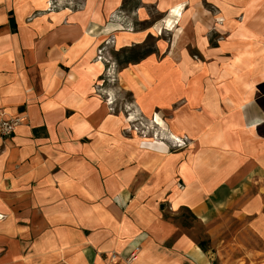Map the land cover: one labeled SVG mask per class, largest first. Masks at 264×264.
I'll use <instances>...</instances> for the list:
<instances>
[{"label": "crops", "instance_id": "1", "mask_svg": "<svg viewBox=\"0 0 264 264\" xmlns=\"http://www.w3.org/2000/svg\"><path fill=\"white\" fill-rule=\"evenodd\" d=\"M206 1L213 12L219 6L227 15L238 11L234 3L220 4L231 0ZM199 2L138 0L126 12L123 0H85L80 10L49 13L47 0H0V121L19 117L13 133L0 137V264H102L110 253L119 264H213L211 257L217 264H264V122H248L259 114L253 102L244 103L238 126L228 116L225 141L236 155L206 154L207 164L189 166L181 176L191 181L171 201L168 196L178 187L171 181L173 168L188 159L183 147L168 139L129 136L124 113L143 111L135 104L109 111L106 99L112 93L106 86L93 88L104 71L93 62L95 49L122 28L121 15L109 21L113 12H125L132 24L177 9L180 20L173 32L184 35L183 18L202 12ZM203 17L195 16L194 22ZM163 24L161 19L145 31L122 32L120 41L133 37L140 42ZM182 38L176 43L181 48L189 41ZM168 50L160 56L167 57ZM150 58L137 66L150 65L147 69L154 72ZM183 65L191 62L183 60ZM167 75L146 73L142 81H162ZM259 78L264 82V74ZM127 92L134 97L140 90ZM176 148L179 153L171 151ZM164 207L189 209L206 226L211 246L202 249L164 217ZM225 211L239 223L233 239L249 233L263 248H249L227 262L223 256L233 242L220 245L219 238L228 223L220 218ZM131 255L135 259L127 263Z\"/></svg>", "mask_w": 264, "mask_h": 264}, {"label": "rangeland", "instance_id": "2", "mask_svg": "<svg viewBox=\"0 0 264 264\" xmlns=\"http://www.w3.org/2000/svg\"><path fill=\"white\" fill-rule=\"evenodd\" d=\"M206 2L212 3L206 0H200L199 2L198 7L204 9L202 12L200 10L194 11L189 14V17L184 16V35L181 34V32L176 31H164L162 35H157L156 32H148L144 37L139 39L140 42L129 45H126L128 42L122 43L120 41V37H122L121 35L132 31H145L150 28L151 24H154L161 19L164 20L165 17H160L153 13L149 22L139 23L137 21H131V24L128 23L129 21L127 17H125L126 15H124L125 12H113L112 15L109 16V21H115L118 19L119 15H121L123 19L121 20L122 28L117 31L115 29V31L109 33L108 39L96 47L93 59V62H98L104 67V71L101 75L102 79L97 80L98 82L96 81L93 84V88L100 91L103 86H106L107 90L112 93L106 99V102L109 105V111L115 112L119 109L126 110L127 107H133L134 104L143 111H139L136 114V117L140 118V120L130 123L128 129H125V133L130 134L129 136H139L143 139L155 138V133L159 131L160 128L151 124L150 120L153 113H157L166 122V125L171 132L177 137H181L180 139L183 140L184 146H181L180 148L183 147V155L190 159L176 163L173 168L171 181L179 188L184 187L189 181H191L182 176L183 173L189 169L188 167L190 166L189 164L192 155L196 150L203 151L205 154H219L218 150L210 149L207 145L202 144V141L204 140L202 138L203 134L212 131V124H209V116L205 112L206 110L204 107L211 110L212 114L216 117L215 121L218 122L217 124L222 125L224 121L228 120V116H233L236 119L238 126L239 122L244 120V114L242 113L244 103L251 100L253 102V107L255 108L254 111L259 114L250 121L248 120V122H256L259 119L264 122V82H261L259 78V75L261 76V74H264V51H262V49H264V27H260V17L258 16L259 10H261L260 7L264 6V4L261 5L260 0H241V2L239 0H231L229 2L221 1L220 4L223 6L233 3L237 6L238 11L235 14L227 15L222 11L220 6L217 11H211L212 9L208 7ZM123 3L126 9L125 11L132 12L135 5L138 3V0H125ZM84 4L85 0H47V12H58L60 10L77 11L85 7ZM249 5H251V10L249 9ZM249 14H252V16L250 17ZM201 15L205 16L199 18L201 22H194L195 16L200 17ZM192 22L193 24L197 23V25H194V27L188 26L189 23L191 24ZM196 29H198L197 32L200 31V34L206 39V45L203 46L204 50H206L205 54L204 50L198 44V46L195 47L193 39H190L191 36L193 38ZM122 32L125 33L123 34ZM231 34L237 39L232 40L230 45L226 44L224 47L221 46L220 43L222 44L226 42V39ZM141 35L142 34H140V36ZM182 36H184L186 40H189L188 44H183V48L176 45L179 38ZM161 39L172 44L171 48L165 54L167 57L160 56V51L158 53L156 48L158 41ZM181 41L183 42V38ZM193 49L195 52L201 53L204 56L198 58L195 53H192ZM215 52L217 54L224 53V60H221L220 54H214ZM148 57H151L149 61L154 65V72L147 69L150 65H147L146 67L137 66L141 60ZM163 58L165 61H163ZM239 58H243V60H239ZM183 60H189L191 65H183ZM207 60L218 61V64H215L216 67H220L221 71L227 66L232 72L235 80L230 84L233 87H236L237 90H235V93L232 92V94H234L232 95L226 90L224 85H215L213 89H207L204 87L202 90L207 91L210 97H215V99H213L215 101H210L205 97L204 100L201 101L199 108H192L190 111L186 112V123L181 126V117L179 114L184 111L186 103H183V92L175 90L173 92V97L171 98L164 95L165 93L163 94L162 91H168V89L172 90L171 83L173 81L183 83L185 77H191L190 72H200L202 66L207 64ZM231 60H235L233 67L230 65ZM128 62L131 63L132 66L129 69L124 70L129 66ZM168 62H172L176 66L172 64V67H168ZM180 62L181 66L179 65ZM163 72L168 75L167 78L162 81L143 83V81H145L143 78L144 74H158ZM254 73V78L250 81L249 85L245 86L247 93L240 92L238 90L240 86L239 83H237V76L254 75ZM137 76H140L141 78H138ZM134 79L136 81L131 82ZM182 85L183 84H181V88H183ZM135 89H139L140 92L137 93L134 98V94L127 91ZM157 94L161 95V98H156L155 96ZM245 96L247 97V100L243 99ZM217 97H219V100ZM230 97L231 100L229 99ZM233 100H235V102ZM168 102L174 109V113L171 115H166L162 109L155 107L158 103L167 104ZM219 104H221L223 110L221 113L218 110ZM134 110L135 109H133V111ZM129 114V111L127 113L125 112V118L130 117ZM191 146H193V148H190ZM178 149L179 148H176L171 151L173 153H179L180 150ZM184 162L187 163V165H185V171L178 175L177 167ZM176 179L179 180L177 181ZM231 212L232 211H225V214L220 217L222 221L228 222L225 224L224 230L219 234V238H222L220 245L229 244L230 241L233 242L232 247L225 253L226 256H223L227 262L237 260L240 258L239 256H243L244 252L249 248H263L260 241L254 235L249 233L241 236L238 240L232 238L235 229L239 228V223L236 222V219L230 216ZM163 214L165 218H169L176 223L183 232H186L195 241L201 243L202 249L207 250L209 246H211L210 241L205 234L206 226L199 222L189 209L181 207L170 211L165 208ZM214 251L215 250H212V252ZM210 259L213 264H217V257H211Z\"/></svg>", "mask_w": 264, "mask_h": 264}, {"label": "bare ground", "instance_id": "3", "mask_svg": "<svg viewBox=\"0 0 264 264\" xmlns=\"http://www.w3.org/2000/svg\"><path fill=\"white\" fill-rule=\"evenodd\" d=\"M140 13H142L140 11ZM140 17H143L142 14H140ZM180 20V13L177 9H173L171 10L170 14L168 16L165 17L164 19V24L163 27L160 28V26L157 27V31L156 34L157 35H162L164 31H173L174 30V24L177 23ZM260 25V23H259ZM217 26V24H216ZM249 27V25H248ZM237 38H235V36L233 34H231L230 36H228V38L226 39V42L224 43H220L221 46H225L226 44L230 45L232 43V40H236ZM128 44H132V43H136L139 42L138 40H136V38L132 39H127L125 40ZM183 41L185 42V38L183 36ZM193 41H196L198 43V45L204 50L203 46H205L206 44V39L205 37H203V35H201L200 33H195L193 35ZM157 46L159 48V51L161 54H164L167 50L168 47L170 46L169 43H167L165 40H159L157 43ZM230 47V46H229ZM232 47V46H231ZM210 51V50H209ZM214 52V51H213ZM192 53H195V55L200 58L203 57L204 55L201 53H197L194 51H192ZM206 53V50H204V54ZM216 55H219L220 53H214ZM240 54V53H239ZM220 58L221 60H224V53L220 54ZM237 57V56H236ZM235 57V59H236ZM218 60V59H217ZM239 60H243V58H239ZM218 61H210L207 60V64L202 66V69L200 72L195 73V72H190L191 77H185L183 79V83L179 82V81H173L171 83V88H173L172 90L166 91L163 90V94L169 97H173V92L175 90H178L179 92H183V103H185V109L184 111L180 114L179 116H181L183 118V125H185L186 123V119H185V114L186 112L190 111L192 108H197L200 106L201 101H202V96L203 94L206 95V91L202 90L204 89V87L206 88H214L215 85H224L226 90L232 94V92L235 93L236 87H233L230 83H232L234 80V77L232 75V72L230 71V69L226 66L224 67V70L221 71L220 67H216V64ZM235 63V60H231L230 65L233 67ZM187 64V63H186ZM218 64V63H217ZM189 66V65H187ZM261 69V68H260ZM254 75H238L237 76V83H239V88L238 90L240 92H245L247 93V90L245 89V86L249 85L250 81L254 78ZM181 84H183V88H181ZM234 95V94H232ZM157 96H159V94H157ZM206 98L210 101H215L213 99H215V97H210L209 95L206 96ZM233 98V97H232ZM246 96L243 97V99L245 100ZM217 99L219 100V97H217ZM231 100V97L229 98ZM235 102V100H233ZM219 108L218 110L220 112H222V108H221V104L218 105ZM156 108L162 109V111L165 112L166 115H171L174 113V109L172 108V106L170 105V103L168 102L167 104H162V103H158L156 106ZM209 118V124L211 125V132H207L206 134H203L202 138L204 140H206L205 142L208 143L210 148H216L219 153L221 154H229V155H236L235 151L231 150L229 148V145L226 143L225 141V127L228 125V120L224 121L225 123L223 125H219L217 124L218 122L215 121L216 117L214 115H212V113L210 112L209 109H207L205 111ZM137 120H140V118L136 117V115H130V117L128 118H124V122H125V129H128L130 123L135 122ZM151 124H153L154 126H157L158 128H160L159 131H157L155 133V138H163V139H168L172 142V145L175 147H179V146H184L183 140L180 139L179 137H177L175 134H173L167 127L166 122L157 114V113H153V116L151 117L150 120ZM250 132V131H249ZM190 148H193V146H191ZM185 159V158H184ZM190 159V158H188ZM208 163V156L205 154V152L203 151H195L192 155L191 161H190V166L194 169H197L198 167L205 165ZM185 165H187V163H182L179 167H177V171L176 173L179 175L181 172L185 171ZM211 168L215 169L216 165H213ZM180 188L176 187L172 190V193L168 196L169 199L171 201H174V199H177L179 194H180Z\"/></svg>", "mask_w": 264, "mask_h": 264}, {"label": "built area", "instance_id": "4", "mask_svg": "<svg viewBox=\"0 0 264 264\" xmlns=\"http://www.w3.org/2000/svg\"><path fill=\"white\" fill-rule=\"evenodd\" d=\"M19 122V117L10 118V119H3L0 121V137H9L16 125ZM135 259V255H131L129 258L126 259L127 263L132 262ZM119 259L115 253H110L105 255L102 264H119Z\"/></svg>", "mask_w": 264, "mask_h": 264}, {"label": "trees", "instance_id": "5", "mask_svg": "<svg viewBox=\"0 0 264 264\" xmlns=\"http://www.w3.org/2000/svg\"><path fill=\"white\" fill-rule=\"evenodd\" d=\"M124 2H125V0H123ZM124 4V3H123ZM123 7H124V5H123ZM161 208H162V205H161ZM199 245H201V243H199Z\"/></svg>", "mask_w": 264, "mask_h": 264}]
</instances>
